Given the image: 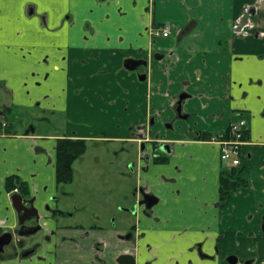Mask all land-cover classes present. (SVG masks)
Wrapping results in <instances>:
<instances>
[{"label": "crops", "instance_id": "0c3cea01", "mask_svg": "<svg viewBox=\"0 0 264 264\" xmlns=\"http://www.w3.org/2000/svg\"><path fill=\"white\" fill-rule=\"evenodd\" d=\"M99 3L95 17L88 15L89 0L55 9L40 0H16L5 12L12 27L0 63V113L8 122L0 134V227L18 224L10 198L17 185L9 187V177L37 202L57 194L56 143L64 136L104 143L101 149L115 156V142L123 152V144L137 143L130 190L145 184L157 195L188 203L193 197L203 207L200 202L217 198L227 167L219 143L198 139L197 132L222 134L244 118L238 166L247 187L231 192L227 206L257 230L264 212V0ZM165 23L169 35L154 37L152 28ZM17 29L27 39L8 44ZM130 57L144 58L147 66L126 69ZM181 93L187 118L179 120L175 102ZM60 116L62 133L50 132ZM139 128L148 136L135 138ZM154 134L171 144L166 161L147 154ZM247 213L256 217L245 221Z\"/></svg>", "mask_w": 264, "mask_h": 264}, {"label": "flooded vegetation", "instance_id": "af4514ba", "mask_svg": "<svg viewBox=\"0 0 264 264\" xmlns=\"http://www.w3.org/2000/svg\"><path fill=\"white\" fill-rule=\"evenodd\" d=\"M136 59L143 62L134 70L140 72L147 60ZM139 76L144 77V73ZM183 100L180 111L175 110L179 120L187 118ZM146 128L137 129L135 138L146 137ZM153 145L160 151L153 153L154 160L171 151V144L160 137ZM72 181L73 177L66 183L56 181L57 194L43 203L23 192V186H16V192L26 199V208L19 211L16 228L0 227V264L12 260L17 264H264V212L259 214L257 230L248 228L233 207L227 206L231 193L222 200L218 190L215 200L202 201L204 206L197 207L198 199L193 197L188 198V203L177 195H157L149 186L139 184L124 192L122 202L117 203L118 209L122 207L133 221L117 226L112 219L103 227L65 220L75 219L83 209L75 203L74 210L69 211L59 203V186ZM245 187L247 182L233 191ZM259 207L264 209L263 204ZM58 217L64 218V223L57 222ZM255 217L253 213L243 215L249 222ZM35 235L38 240L28 241Z\"/></svg>", "mask_w": 264, "mask_h": 264}, {"label": "rangeland", "instance_id": "374dc122", "mask_svg": "<svg viewBox=\"0 0 264 264\" xmlns=\"http://www.w3.org/2000/svg\"><path fill=\"white\" fill-rule=\"evenodd\" d=\"M99 2L101 0H89L88 11L91 10V12H88L89 16L95 17L98 15L101 6ZM104 5H107V3ZM64 118L65 116L54 118L53 124L49 125L50 132L62 133L65 128ZM60 126L63 128H59ZM43 131L41 129V132ZM152 136L155 139L160 137L158 134ZM155 139L147 142V154L151 153L153 155L156 151L160 152L159 149H154L153 141ZM102 144L104 143L88 140L86 152L73 163V181L59 186L60 205L69 211L74 210L75 203L78 206H83L82 211L77 215L78 218L65 219L67 222L80 220L86 225L96 223L104 227L113 220L117 226H120L121 223L133 221L132 216L124 214L122 207L118 209L117 203H121L122 194L130 190L132 183L127 176L130 174L129 168L132 167V164L136 165L137 163L140 149H138L135 142L126 143L123 146L128 150L123 152L119 150L121 145L115 142L113 148L119 151L118 155L115 156L110 151L106 152L101 149ZM224 166L223 168H225ZM121 173L124 174V177ZM131 178H134V176ZM97 216H99V220L95 219ZM38 238L35 235L28 241L38 240Z\"/></svg>", "mask_w": 264, "mask_h": 264}, {"label": "trees", "instance_id": "16d2710c", "mask_svg": "<svg viewBox=\"0 0 264 264\" xmlns=\"http://www.w3.org/2000/svg\"><path fill=\"white\" fill-rule=\"evenodd\" d=\"M247 130H244L243 139H246ZM229 137V130L222 134L201 133L198 139L210 140L211 138L225 139ZM87 142L81 138L62 137L57 139L56 143V181L57 183H66L72 180L73 177V162L79 158L86 150ZM167 157L156 158V162L166 161ZM12 178L7 179L9 187L14 185L22 187V184H10ZM244 177V169L241 166L235 165L223 170L219 177V197L222 200L228 198L231 191L237 187L246 185Z\"/></svg>", "mask_w": 264, "mask_h": 264}, {"label": "built area", "instance_id": "2783aa9c", "mask_svg": "<svg viewBox=\"0 0 264 264\" xmlns=\"http://www.w3.org/2000/svg\"><path fill=\"white\" fill-rule=\"evenodd\" d=\"M151 33L154 37H167L170 33V26L168 23L152 28ZM246 120L238 118L236 121L230 122L228 126L229 137L225 139L212 138L219 143L221 162L227 167L240 164L238 151L240 146L245 141L243 139ZM8 126L7 119L0 113V134L5 133ZM16 192L17 189H14Z\"/></svg>", "mask_w": 264, "mask_h": 264}, {"label": "snow or ice", "instance_id": "6c2138e0", "mask_svg": "<svg viewBox=\"0 0 264 264\" xmlns=\"http://www.w3.org/2000/svg\"><path fill=\"white\" fill-rule=\"evenodd\" d=\"M16 0H0V63H2V53L6 43V35L9 30H11V25L8 24L5 12L9 6L13 5ZM41 3L47 4L52 8H60L69 3V0H40ZM45 23L47 19L45 18ZM66 26V25H65ZM27 39V37H20L19 30L12 31V36L7 40L8 44L17 43L20 40Z\"/></svg>", "mask_w": 264, "mask_h": 264}, {"label": "water", "instance_id": "95a60500", "mask_svg": "<svg viewBox=\"0 0 264 264\" xmlns=\"http://www.w3.org/2000/svg\"><path fill=\"white\" fill-rule=\"evenodd\" d=\"M142 60L140 59H136V58H126L123 62V66L131 71L136 70L141 64H142ZM186 94L181 93L178 95V100H177V108H175L176 112L178 113L180 111V107H181V101L185 98ZM11 201L12 204L14 206V208L17 211V214L19 213L20 210L25 209V197L18 193V192H14L11 194ZM151 204H149L148 206H150ZM21 222V221H20Z\"/></svg>", "mask_w": 264, "mask_h": 264}]
</instances>
